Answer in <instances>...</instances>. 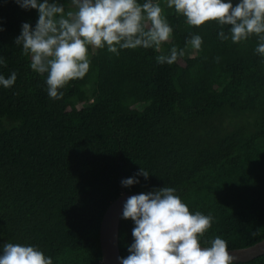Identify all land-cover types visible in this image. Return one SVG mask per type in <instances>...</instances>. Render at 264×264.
Segmentation results:
<instances>
[{
  "label": "trees",
  "instance_id": "obj_1",
  "mask_svg": "<svg viewBox=\"0 0 264 264\" xmlns=\"http://www.w3.org/2000/svg\"><path fill=\"white\" fill-rule=\"evenodd\" d=\"M50 2L65 13L72 6ZM153 3L173 28L159 52L88 46V73L54 100L47 73L33 71L31 55L15 44L24 23L35 27L38 11L0 0V75L17 73L11 88L0 85V255L12 242L39 248L53 264H104L99 227L107 206L123 190L165 186L191 213L214 218L202 246L217 236L229 249L264 238V55L256 52L264 41L253 34L233 43L230 26H191L167 1ZM221 30L229 39L219 38ZM195 35L199 50L188 43ZM173 47L184 55L158 63ZM190 48L195 68L185 62ZM141 167L149 178L122 186ZM134 227L121 214V257ZM234 264H264V254Z\"/></svg>",
  "mask_w": 264,
  "mask_h": 264
},
{
  "label": "clouds",
  "instance_id": "obj_2",
  "mask_svg": "<svg viewBox=\"0 0 264 264\" xmlns=\"http://www.w3.org/2000/svg\"><path fill=\"white\" fill-rule=\"evenodd\" d=\"M24 9H36L38 21L33 28L22 25L15 38L22 45L23 55H31L30 67L37 73H47V91L50 98L59 100L60 91L70 81L83 78L89 71L88 46L97 49L107 46L111 53L119 49H145L169 41L173 28L163 15V9L153 0L142 5L137 0H71L76 11H68L50 0H16ZM167 7L186 17L191 26H202L218 21L230 26L233 43L246 41L255 34L264 41V0H167ZM3 29H0L2 31ZM221 40L229 39L223 30ZM199 50L202 37L195 35L188 41ZM256 52L264 55V43ZM184 51L171 49L170 55H158L160 64H173ZM0 65L6 62L0 56ZM17 79L0 75V85L11 88ZM139 176L150 174L141 167L133 177L121 181L122 186L139 184ZM173 187H162L147 193L129 196L123 204L122 218L131 219L134 242L129 245L127 257H119L120 264H234L228 243L217 236L210 247H202L200 237L211 228L213 217L200 212L191 213L189 207L175 194ZM253 232V235H256ZM0 264H53L39 248L8 242L2 245Z\"/></svg>",
  "mask_w": 264,
  "mask_h": 264
},
{
  "label": "water",
  "instance_id": "obj_3",
  "mask_svg": "<svg viewBox=\"0 0 264 264\" xmlns=\"http://www.w3.org/2000/svg\"><path fill=\"white\" fill-rule=\"evenodd\" d=\"M137 194H140V192H127L123 190L122 193L107 206L103 213L99 227V242L102 262L104 264H120L118 259L121 257L118 247V228L123 211V204L129 196ZM229 252L230 255L235 257L234 262L248 261L264 254V238L246 247L229 249Z\"/></svg>",
  "mask_w": 264,
  "mask_h": 264
},
{
  "label": "rangeland",
  "instance_id": "obj_4",
  "mask_svg": "<svg viewBox=\"0 0 264 264\" xmlns=\"http://www.w3.org/2000/svg\"><path fill=\"white\" fill-rule=\"evenodd\" d=\"M167 1V0H165ZM68 11H73L75 12L76 9L75 7L72 5ZM185 62L192 68H195V53L193 51L192 48L189 49V51L186 53V58H185ZM92 84L87 85V87L91 86Z\"/></svg>",
  "mask_w": 264,
  "mask_h": 264
}]
</instances>
